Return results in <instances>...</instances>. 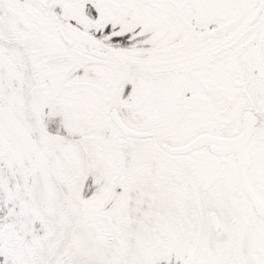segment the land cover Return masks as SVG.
I'll use <instances>...</instances> for the list:
<instances>
[{
    "label": "snow or ice",
    "instance_id": "snow-or-ice-1",
    "mask_svg": "<svg viewBox=\"0 0 264 264\" xmlns=\"http://www.w3.org/2000/svg\"><path fill=\"white\" fill-rule=\"evenodd\" d=\"M0 264H264V0H0Z\"/></svg>",
    "mask_w": 264,
    "mask_h": 264
}]
</instances>
